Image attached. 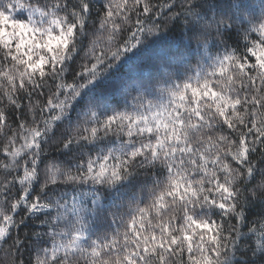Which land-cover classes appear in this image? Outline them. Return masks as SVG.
Masks as SVG:
<instances>
[{"label": "snow or ice", "instance_id": "1", "mask_svg": "<svg viewBox=\"0 0 264 264\" xmlns=\"http://www.w3.org/2000/svg\"><path fill=\"white\" fill-rule=\"evenodd\" d=\"M0 251L264 264V0H0Z\"/></svg>", "mask_w": 264, "mask_h": 264}, {"label": "trees", "instance_id": "2", "mask_svg": "<svg viewBox=\"0 0 264 264\" xmlns=\"http://www.w3.org/2000/svg\"><path fill=\"white\" fill-rule=\"evenodd\" d=\"M128 55L132 56V53H129ZM150 70L151 69L145 67L140 60L136 59L125 63L124 66L121 68L122 73H128L129 75L136 77L147 76ZM116 101L122 102L121 97L119 95L115 97L113 104H115ZM25 259H27V255L25 256ZM8 260L9 257L5 255L4 251H0V264H7Z\"/></svg>", "mask_w": 264, "mask_h": 264}]
</instances>
